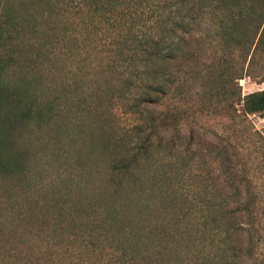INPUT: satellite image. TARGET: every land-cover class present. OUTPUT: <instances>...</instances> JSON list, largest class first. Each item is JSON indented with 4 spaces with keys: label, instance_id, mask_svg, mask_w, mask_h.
Wrapping results in <instances>:
<instances>
[{
    "label": "trees",
    "instance_id": "trees-1",
    "mask_svg": "<svg viewBox=\"0 0 264 264\" xmlns=\"http://www.w3.org/2000/svg\"><path fill=\"white\" fill-rule=\"evenodd\" d=\"M263 54L264 0H0V264H264V142L202 122Z\"/></svg>",
    "mask_w": 264,
    "mask_h": 264
},
{
    "label": "rangeland",
    "instance_id": "rangeland-1",
    "mask_svg": "<svg viewBox=\"0 0 264 264\" xmlns=\"http://www.w3.org/2000/svg\"><path fill=\"white\" fill-rule=\"evenodd\" d=\"M258 71H264V54L261 57L260 64H257ZM261 76L253 79L250 77H245L236 81H233V84L237 83L241 86L243 94L264 89V80H262ZM238 108V117L236 121H232L230 117L227 115H215V116H204L202 122L204 125L209 127L210 135L206 136L210 141L215 142V137L211 136V134H215L218 136L219 134H229L234 135L238 134L239 131H250L253 133L255 138L259 141L264 142V113H256V114H247L244 115L242 104H237ZM213 130V131H212ZM206 135V133H205ZM234 139H237L233 136ZM262 177V176H261ZM258 186H264V178H259L256 181ZM264 252V247L261 248Z\"/></svg>",
    "mask_w": 264,
    "mask_h": 264
}]
</instances>
